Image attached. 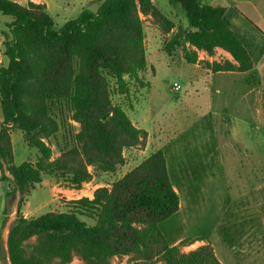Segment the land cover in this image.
<instances>
[{
  "label": "trees",
  "instance_id": "16d2710c",
  "mask_svg": "<svg viewBox=\"0 0 264 264\" xmlns=\"http://www.w3.org/2000/svg\"><path fill=\"white\" fill-rule=\"evenodd\" d=\"M99 2L96 11L83 9L55 29L44 4L0 0V14L11 18L1 32L6 64L0 66V169L5 166L10 174V193L25 195L41 183L42 175L78 190L91 180L89 168L114 173L124 164L123 150L146 138L112 103L110 83L119 96L128 94L127 80L141 84L139 73L147 67L144 21L163 35L175 25L151 0ZM168 2L182 11L186 27L179 26L167 40V54L181 48L185 61L194 64L197 51L212 57L220 49L231 61L206 62L212 73L253 68L224 7L199 0ZM67 119L78 130L69 135L70 147L52 159L47 140L66 131ZM14 130L36 150L35 163L13 164ZM178 209L164 153L156 150L109 188L68 202L65 212L34 218L18 214L7 234L8 261L70 264L77 258L80 264H110L115 256H132L160 264H220L207 244L181 251L191 243L176 244L173 219Z\"/></svg>",
  "mask_w": 264,
  "mask_h": 264
},
{
  "label": "rangeland",
  "instance_id": "374dc122",
  "mask_svg": "<svg viewBox=\"0 0 264 264\" xmlns=\"http://www.w3.org/2000/svg\"><path fill=\"white\" fill-rule=\"evenodd\" d=\"M10 1L26 5L30 0ZM46 1L68 3L71 7L69 12L49 9L55 29L76 18L83 9L96 11L100 4L99 0ZM151 1L175 27L163 35L144 21L147 67L139 73L141 84L127 80L129 92L119 96L114 83H110L112 103L125 112L134 127L146 132V138L123 150L124 164L114 173L89 168L92 178L78 190L63 180L42 175L41 183L25 195L10 193V174L3 166L0 264H9L7 234L18 214L34 218L48 212H65L68 202L91 198L97 188H109L156 150L164 153L171 183L179 197V209L173 219L176 244L191 243L181 251L186 253L207 244L220 264H264V38L257 36L264 32V0H200L203 5L225 8L231 30L245 44L254 62L245 73H212L207 69L206 62L231 61L221 50H216L212 57L196 52L194 64L185 61L181 48L167 54L164 46L179 26L186 27L185 17L168 0ZM10 21V17L0 14V66L6 64L1 32ZM173 85L178 89L174 90ZM67 123L66 131L61 129L55 139L47 140L52 159L70 147L69 135L78 130L70 119ZM11 144L15 166L35 163L38 154L25 144L20 131L11 132ZM81 220L90 224L85 218ZM70 264L80 261L74 258ZM110 264L160 261L115 256Z\"/></svg>",
  "mask_w": 264,
  "mask_h": 264
},
{
  "label": "crops",
  "instance_id": "0c3cea01",
  "mask_svg": "<svg viewBox=\"0 0 264 264\" xmlns=\"http://www.w3.org/2000/svg\"><path fill=\"white\" fill-rule=\"evenodd\" d=\"M30 1H32V2H34V3H41V4H44L45 5V7H46V11H47V13H48V11H49V9H54V10H57V11H59V10H61V11H65V12H69V11H71V7H70V4H68V3H66V4H61V5H57V4H55V3H53V2H47L46 0H30ZM200 1V0H199ZM85 2H87V0H85ZM84 2V4L83 5H85L86 3ZM17 3V2H16ZM201 3V2H200ZM21 5V4H20ZM203 5V4H202ZM82 11V10H81ZM80 11V12H81ZM79 12V13H80ZM78 13V14H79ZM49 14V13H48ZM77 14V15H78ZM51 17V16H50ZM52 18V17H51ZM247 32V31H246ZM248 34V33H247ZM257 36L258 37H262V38H264V32H259V34H257ZM255 39L256 38H258V37H256V36H253ZM253 39V38H252ZM217 50H220V49H217ZM222 51V50H221ZM203 53V52H201V51H197V53ZM224 52V51H223ZM226 53V52H225ZM205 54V53H204ZM230 57V56H229Z\"/></svg>",
  "mask_w": 264,
  "mask_h": 264
},
{
  "label": "built area",
  "instance_id": "2783aa9c",
  "mask_svg": "<svg viewBox=\"0 0 264 264\" xmlns=\"http://www.w3.org/2000/svg\"><path fill=\"white\" fill-rule=\"evenodd\" d=\"M173 88H174V90H177L178 86L177 85H173Z\"/></svg>",
  "mask_w": 264,
  "mask_h": 264
}]
</instances>
